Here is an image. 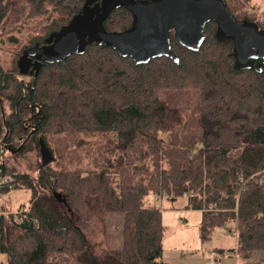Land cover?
<instances>
[{"label":"trees","instance_id":"trees-1","mask_svg":"<svg viewBox=\"0 0 264 264\" xmlns=\"http://www.w3.org/2000/svg\"><path fill=\"white\" fill-rule=\"evenodd\" d=\"M223 1L237 22L264 29L246 10L250 0ZM83 3L0 0V175L14 179L0 193L30 192L17 212L0 209V264H166L161 210L144 206L156 196L186 198V210L201 212L202 243L232 224V252L264 263V65L260 73L235 70L231 43H218L210 22L198 51L170 36L178 63L136 65L90 44L20 75L22 52L44 44ZM131 22L121 8L104 27L121 32ZM41 143L53 158L46 166ZM90 199L121 216L118 247L93 249L73 222Z\"/></svg>","mask_w":264,"mask_h":264},{"label":"water","instance_id":"water-1","mask_svg":"<svg viewBox=\"0 0 264 264\" xmlns=\"http://www.w3.org/2000/svg\"><path fill=\"white\" fill-rule=\"evenodd\" d=\"M121 8L131 15V26L121 32H108L105 20L113 10ZM210 22L215 25L216 41L231 43L233 68L260 73L264 65V29L253 21L237 22L223 0H84L65 26L51 33L43 45L25 49L16 65L22 76L36 75L43 64L82 55L90 44L109 47L136 65L160 57L178 63L170 36L183 48L198 51L205 40L204 28ZM40 155L43 166L53 159L43 143ZM53 195L66 206L60 194Z\"/></svg>","mask_w":264,"mask_h":264},{"label":"rangeland","instance_id":"rangeland-1","mask_svg":"<svg viewBox=\"0 0 264 264\" xmlns=\"http://www.w3.org/2000/svg\"><path fill=\"white\" fill-rule=\"evenodd\" d=\"M246 10L264 22V0H250ZM1 56L3 60L6 59L3 53ZM163 139L168 140V137L164 136ZM10 163L20 170L25 168L21 162L11 156ZM29 196L30 192L26 189L0 193V209L15 213L27 205ZM89 203L90 208L86 213L81 216H72L73 222L82 230L93 249H99L105 245L110 248L118 247L121 216L104 213L100 202L96 199H90ZM186 203V198L175 202H168L164 198L159 202L151 197L144 200L145 207H156L161 210L164 227L162 257L166 263L208 264L210 254L215 252L216 248H224L227 251L234 248L236 239L230 231L234 228L232 224H227L221 230H217L211 236L210 241L202 243L199 237L201 214L196 211H187ZM176 253H179L177 258L173 256ZM235 260L233 255H225L217 260V264H236ZM1 262L4 263V258H1ZM239 263L250 264L244 259V255L239 257Z\"/></svg>","mask_w":264,"mask_h":264},{"label":"crops","instance_id":"crops-1","mask_svg":"<svg viewBox=\"0 0 264 264\" xmlns=\"http://www.w3.org/2000/svg\"><path fill=\"white\" fill-rule=\"evenodd\" d=\"M152 199V198H151ZM154 200V199H153ZM154 208H156V207H154ZM187 211H192V210H187ZM196 212H198V211H196ZM200 214H201V212H199ZM200 223H201V217H200ZM234 236V235H233ZM235 237V236H234ZM236 239V238H235ZM236 248V242H235V246H234V248H232L231 250L229 249V251H227L226 249H224V248H216L214 251L215 252H212L211 254H210V259H209V261H208V264H217V260H220L221 259V257H223V256H225V255H227V256H231V255H233L235 258H236V260H235V263L236 264H241V263H239V256H237L236 255V253H235V251L234 252H232V250H234ZM221 250V252H219ZM231 252V253H230ZM163 255V254H162ZM175 258H177L178 256H179V253H176L175 255H173ZM162 260H163V257H162ZM164 261V260H163ZM207 261V260H206ZM165 262V261H164ZM166 263V262H165ZM166 264H169V263H166ZM262 264H264V263H262Z\"/></svg>","mask_w":264,"mask_h":264},{"label":"built area","instance_id":"built-area-1","mask_svg":"<svg viewBox=\"0 0 264 264\" xmlns=\"http://www.w3.org/2000/svg\"><path fill=\"white\" fill-rule=\"evenodd\" d=\"M5 154H6V148L5 145L2 143V140L0 139V159ZM13 184H14V179L10 175L8 174L0 175V188L12 189ZM154 200L161 202L163 200V197L156 196L154 197ZM209 211H213V208H210ZM233 235L235 236L236 233L234 232Z\"/></svg>","mask_w":264,"mask_h":264},{"label":"flooded vegetation","instance_id":"flooded-vegetation-1","mask_svg":"<svg viewBox=\"0 0 264 264\" xmlns=\"http://www.w3.org/2000/svg\"><path fill=\"white\" fill-rule=\"evenodd\" d=\"M43 45V44H42ZM41 46V45H40Z\"/></svg>","mask_w":264,"mask_h":264}]
</instances>
